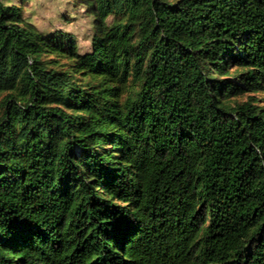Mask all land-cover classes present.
<instances>
[{
  "label": "trees",
  "instance_id": "16d2710c",
  "mask_svg": "<svg viewBox=\"0 0 264 264\" xmlns=\"http://www.w3.org/2000/svg\"><path fill=\"white\" fill-rule=\"evenodd\" d=\"M26 3L0 0V264H264V0H78L85 50Z\"/></svg>",
  "mask_w": 264,
  "mask_h": 264
},
{
  "label": "rangeland",
  "instance_id": "374dc122",
  "mask_svg": "<svg viewBox=\"0 0 264 264\" xmlns=\"http://www.w3.org/2000/svg\"><path fill=\"white\" fill-rule=\"evenodd\" d=\"M25 8L26 17L31 18L40 28L48 30L61 27L72 30L78 36L81 50L90 47L92 19L85 7L78 4V0H27ZM258 96L262 98L264 93ZM246 98L243 96V99ZM261 103L264 104V101Z\"/></svg>",
  "mask_w": 264,
  "mask_h": 264
}]
</instances>
